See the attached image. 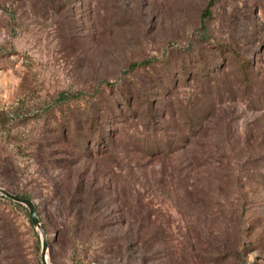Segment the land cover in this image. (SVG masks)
I'll list each match as a JSON object with an SVG mask.
<instances>
[{"label":"rangeland","instance_id":"rangeland-1","mask_svg":"<svg viewBox=\"0 0 264 264\" xmlns=\"http://www.w3.org/2000/svg\"><path fill=\"white\" fill-rule=\"evenodd\" d=\"M0 189L47 264H264V0H0Z\"/></svg>","mask_w":264,"mask_h":264},{"label":"water","instance_id":"water-1","mask_svg":"<svg viewBox=\"0 0 264 264\" xmlns=\"http://www.w3.org/2000/svg\"><path fill=\"white\" fill-rule=\"evenodd\" d=\"M0 196L6 198L7 200H9V201H11L13 203L19 204V205H21V206L26 208V210L28 212V217H29L31 225L33 227H36L40 231V235H41V239H42L40 262H41V264H47V262H46V260L44 258L46 242H45V239H44V235H43V233L41 231V228L39 226V222H38V220L36 218L33 204L29 200H26V199L11 195V194H9L6 191L1 190V189H0Z\"/></svg>","mask_w":264,"mask_h":264}]
</instances>
